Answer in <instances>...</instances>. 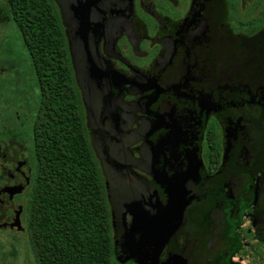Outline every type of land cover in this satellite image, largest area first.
I'll use <instances>...</instances> for the list:
<instances>
[{"label": "flooded vegetation", "instance_id": "flooded-vegetation-1", "mask_svg": "<svg viewBox=\"0 0 264 264\" xmlns=\"http://www.w3.org/2000/svg\"><path fill=\"white\" fill-rule=\"evenodd\" d=\"M79 1L56 80L77 95L114 259L137 264L145 244L128 249L124 233L176 196L183 225L157 264H264V0ZM0 62V232L24 235L43 93L36 72Z\"/></svg>", "mask_w": 264, "mask_h": 264}, {"label": "trees", "instance_id": "trees-1", "mask_svg": "<svg viewBox=\"0 0 264 264\" xmlns=\"http://www.w3.org/2000/svg\"><path fill=\"white\" fill-rule=\"evenodd\" d=\"M4 3L43 93L37 191L27 230L36 264H118L99 170L78 129L77 95L56 80L62 74L57 60L66 51L58 10L52 0ZM50 102L59 111L52 131Z\"/></svg>", "mask_w": 264, "mask_h": 264}, {"label": "water", "instance_id": "water-1", "mask_svg": "<svg viewBox=\"0 0 264 264\" xmlns=\"http://www.w3.org/2000/svg\"><path fill=\"white\" fill-rule=\"evenodd\" d=\"M60 10L62 25L66 28V33L70 31V18L75 15L79 9V0H55ZM72 54V52H71ZM73 58V57H72ZM7 192L10 196L19 193V189L9 188ZM187 203L176 200V196L171 198L166 207L161 212L160 218H153L149 221H142L138 230L129 229V233H124V245L129 249V244L144 243L145 245H132V249L136 251L137 264H157L156 259L163 246L175 235L179 228L183 225V210ZM16 227L21 230L19 222L15 219L10 228ZM146 251L142 252L145 247ZM119 264H124L125 260H116Z\"/></svg>", "mask_w": 264, "mask_h": 264}, {"label": "rangeland", "instance_id": "rangeland-1", "mask_svg": "<svg viewBox=\"0 0 264 264\" xmlns=\"http://www.w3.org/2000/svg\"><path fill=\"white\" fill-rule=\"evenodd\" d=\"M263 12L258 18L263 16ZM243 27L241 25V29ZM245 27L247 29V25ZM27 60L22 39L8 16L4 0H0V61L6 66L12 65L26 79L29 68ZM23 90L31 92L27 85ZM5 97L7 100L12 99L10 92ZM0 264H36L28 233L20 235L16 232H0Z\"/></svg>", "mask_w": 264, "mask_h": 264}]
</instances>
